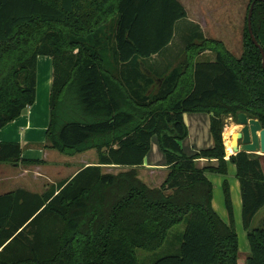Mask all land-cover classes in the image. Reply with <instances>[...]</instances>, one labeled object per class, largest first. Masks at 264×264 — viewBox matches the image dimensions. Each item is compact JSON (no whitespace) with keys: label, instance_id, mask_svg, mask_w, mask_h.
<instances>
[{"label":"trees","instance_id":"obj_1","mask_svg":"<svg viewBox=\"0 0 264 264\" xmlns=\"http://www.w3.org/2000/svg\"><path fill=\"white\" fill-rule=\"evenodd\" d=\"M252 30L264 49V0ZM178 33L185 45L173 52ZM208 50L215 60H195ZM39 55L53 70L48 146L68 155L96 148L98 162L42 193L0 195V264H141L138 249L161 248L184 220L177 253L151 264H239L229 182L226 223L206 174L228 173L225 115L246 112L264 127L263 54L248 26L236 57L206 38L179 0H0V129L35 102ZM186 112L210 114L214 146L185 153ZM153 136L169 168L159 187L135 168ZM22 152L0 140V162H19ZM201 158L217 164L201 167ZM229 161L241 187L246 264H264V228H252L264 207L262 159L240 151ZM108 165L131 168L109 173Z\"/></svg>","mask_w":264,"mask_h":264},{"label":"crops","instance_id":"obj_2","mask_svg":"<svg viewBox=\"0 0 264 264\" xmlns=\"http://www.w3.org/2000/svg\"><path fill=\"white\" fill-rule=\"evenodd\" d=\"M179 1L186 8V10L188 12L189 19L200 25V28H201L204 36L206 38L217 39V38L209 37L207 35L206 31L208 30V28L206 30V24H204L205 17L203 15V12L205 11L206 8H208L209 11H210V8L215 9V4L212 2L207 7H206V4H201V7L198 6L196 8V7H189V1L188 0H179ZM242 1H245V0H240V2H242ZM249 1L250 0H248V4H249ZM243 5L245 6V3H243ZM201 8H202V11H201ZM209 16H210V19H212L211 18L212 15L209 14ZM236 18L238 21L241 20L240 12L238 13V16ZM242 31H243V29H242ZM217 40H220V39H217ZM242 40H243V33H242ZM204 53H200L198 55V57L203 55ZM50 62H51V59L49 60L48 58L45 57V55H39L38 56L36 102L33 105L26 107V109L28 108L27 112H25L24 114L22 113V115H20L19 117H17L13 121L9 122L8 124H6L4 127H2L0 129V140L1 141H16V142H19L20 144H22L24 141V142H30L28 144H35V143H38V142H36L37 140L39 141V140L44 139V130L48 129V115L50 112V90H51V83H52V73H50V69H49ZM41 68H42L43 72L45 73V75H43L42 78H41ZM52 71L53 70L51 68V72ZM42 80L45 82V89L43 92L40 91V84H41ZM230 120H231L230 125L224 126L223 138H224V143L226 144L225 145V147H226V160L228 161V169H229L230 163L233 164L235 169H236L235 164L230 162L229 158L231 155H233L232 153H234V151L231 147V141H232L231 136H232L233 132H235L234 130H235L237 124L233 119H230ZM184 121H185L187 128H188V135L186 136V138L189 137V139H190L189 141L192 142L193 150H194L193 153H186L187 155H194L197 152H199L201 149L214 146V138H213L211 130H210V114L208 112H186V113H184ZM23 128H25L27 130L24 131ZM208 129L210 130V134H208ZM237 130H239V129L237 128ZM91 149L96 150V148H91ZM91 149H88V150H91ZM88 150H86V151H88ZM86 151L79 152V153H84ZM36 152H39V154H41V152H43V150L33 151L34 156H35L33 159L29 158L26 155V153L23 151L22 152V158L23 159L20 160L19 162L2 161V162H11L12 165H14V166L21 164L23 166V169H22V172L19 174V177H25V176L27 178L29 177L30 179H28L27 181L25 180V182H27L28 184H31L34 181L37 182V180H40V179H45L46 181H48V183L45 185V187L42 191H33V190H30V189H27L24 187H18L16 189L24 188V189L30 190L32 192L42 193L43 191H45V189L49 185L56 184L57 182L64 180V179H67V178H71L81 168H83L87 165L97 164V162H98V154H97V157H93V159L84 160L81 163V166L79 165L78 169L73 171V173H71L70 175L60 177L59 176L60 170L63 169L64 167H66L68 164L63 163V165L61 167H59V168L56 167L55 169H53L51 167H48V169H47V166H46L45 170L43 171V167H44V165H46L45 159L44 158L41 159L40 158L41 155L39 157H36V154H35ZM96 152H97V150H96ZM75 154H78V153H75ZM75 154H73V155H75ZM65 155H68V154H65ZM249 155H250V153H249ZM251 157H260V156H251ZM28 160H36V161L29 162ZM198 164H199V166L203 167V166L208 165V164H217V161L216 160L209 161L205 158H201L198 160ZM10 167H13V166H11L10 164H5V163L0 164V171H1L0 182L9 181L13 178V176L8 177V176H6L7 174H4V172H9ZM30 167L32 169H29ZM114 168L119 169L118 170V172H119L122 170L129 169V168H131V166H129V165H108V166L103 167V169H114ZM135 168L139 172V177L141 176V172L146 174V176H148V177L152 176V174H154V173L156 174V176L159 180V184L151 185V186L149 185L150 187H159L163 183L164 179L166 178V176L169 172V168H168V164H167V160H166V155L162 151V149L160 148L157 136H153L151 138L150 150L148 151V153L146 154V156L144 158V163L138 167H135ZM54 170H55V172H57L56 175H58V176H56V178H54L53 175H50V172H53ZM230 170H233V168H230ZM159 171H162L163 173H161ZM212 174L213 173H207L206 176L213 184V207L216 210V212L218 213V215L222 218V220L225 221L226 223H229V214H228V210L226 207L225 193H224V187H223L224 181L227 180V178H225L224 175L218 177V176L212 175ZM50 177H51V179H49ZM28 181H30L31 183H29ZM227 181L229 182V187H230V192H231V197H232L234 219L237 218V215L239 213H241V218H242V197H241L240 182H239L238 178L236 177V175H235V178H233L230 181L229 180H227ZM221 187L223 189L222 190L223 192L221 191ZM16 189H13V190H16ZM13 190H10V191H13ZM7 192H9V191H7ZM7 192H4V193H7ZM4 193H1L0 195H2ZM262 208L258 211V213L256 215H258L260 213ZM256 215H255V217H256ZM238 241H239V235H238ZM239 250H240V244H239ZM249 251H251L250 243H249ZM249 251H246V254H248ZM249 254L246 256V255H242L239 252V258H238L239 264H242V263L246 264V260H247V257L249 256Z\"/></svg>","mask_w":264,"mask_h":264},{"label":"rangeland","instance_id":"obj_3","mask_svg":"<svg viewBox=\"0 0 264 264\" xmlns=\"http://www.w3.org/2000/svg\"><path fill=\"white\" fill-rule=\"evenodd\" d=\"M189 1V7H201V4H206V7L211 4L212 2L215 4V9L210 8V11L208 8L205 9L203 12V15L205 17L204 24H206V31L207 35L209 37L217 38L222 41H224V45L233 55L236 57H240L243 53V40H242V33L244 34V30H246L247 27V14H248V0L240 2V0H188ZM245 3V6L243 5ZM248 4V5H247ZM202 11V8H201ZM241 14V20H237L238 13ZM210 15H212V19H210ZM243 29V31H242ZM181 33H178L174 39L173 43V52H178L185 44L183 42V39L181 38ZM46 58L49 60L51 59L50 56L45 55ZM184 55L180 58H178L175 62V65L183 66L185 63ZM195 60H215V52L206 51L203 55L195 58ZM180 62V63H179ZM52 63L49 64L50 73ZM45 75L41 68V78ZM45 89V82L42 80L40 84V91L43 92ZM36 102V100H35ZM34 102V103H35ZM33 103V104H34ZM32 104V105H33ZM26 109V108H25ZM22 112L23 114L28 111V108ZM22 115V114H21ZM19 117V116H18ZM230 119H233L236 122V117L232 116L231 114H227L224 116V124L225 126L230 125ZM50 121V112L48 115V126ZM238 126H236L234 131H237ZM22 129V128H21ZM20 129V130H21ZM23 130H27L23 128ZM23 132V131H22ZM25 133V132H24ZM26 134V133H25ZM208 134H210V130L208 129ZM233 136H231L232 139ZM189 137L182 140V146L185 151V153H193V145L192 142L189 141ZM35 144H28L30 142H24L21 144L23 151L26 153V155L33 159L34 153L33 151L37 150H43L41 154L39 152H36V157H39L41 159H45L46 165L43 167V171L45 170V167H51L55 169L56 167H61L63 163H67L68 165L60 170V177L70 175L73 173V171L77 170L79 165L81 166V163L84 160H90L93 159V157H97V152L95 149L88 150L84 153H78L75 155H65L58 151L57 149H53L49 147V138L47 134V129L44 130V139L43 140H37ZM41 143V144H40ZM44 143V144H43ZM226 145V144H225ZM205 147V146H204ZM203 147V148H204ZM196 148V147H195ZM31 151V152H30ZM44 153V154H43ZM39 154V155H38ZM235 154V153H232ZM251 156H260L264 165V153H250ZM206 159V158H205ZM209 160V159H207ZM211 161V160H209ZM10 164L13 167H10L9 172H4V174H7L6 176H13V178L9 181H3L0 182V194L16 189L18 187H24L33 191H42L45 187V185L48 183L45 179H40L30 182L31 184H28L25 182L29 177H19V174L22 172L23 166L20 165H12L11 162H0V164ZM230 168H233V170H230ZM29 169H32L31 167ZM105 172L109 173H116L119 169H104ZM163 173L162 171H159ZM57 172L55 170L53 172H50V175H53L54 178H56ZM212 175L216 176H222V174L213 173ZM236 175V169L233 164H229L228 173L224 175L227 180H232L235 178ZM0 178H1V171H0ZM142 178L148 185H156L159 184V180L156 176V174H152V176L148 177L146 174L141 172ZM24 179V180H23ZM51 179V177L49 178ZM221 187V191H222ZM223 192V191H222ZM236 220V221H235ZM186 226L185 220L175 226L170 230L169 237L164 243V245L155 250V251H146L144 249H138V256L140 258L141 264H151L156 258L168 255V254H174L177 253L179 249V240H177V236L184 232ZM234 226L235 229L239 235V244H240V250L239 252L242 255H248L250 253L249 251V240L247 237V233L243 227L242 224V218L241 213L237 215V218L234 219ZM252 228H264V207L260 211L258 215L254 218L252 222ZM246 251H249L248 254H246ZM245 253V254H244ZM243 264V263H242Z\"/></svg>","mask_w":264,"mask_h":264},{"label":"water","instance_id":"obj_4","mask_svg":"<svg viewBox=\"0 0 264 264\" xmlns=\"http://www.w3.org/2000/svg\"><path fill=\"white\" fill-rule=\"evenodd\" d=\"M258 0H253L247 16V26L249 34L256 46H258L263 54L264 66V49L256 40L252 30V15L255 4ZM236 123L240 124L239 130L233 133L232 148L234 153L240 151L247 153H264V127L259 119L250 117L246 112H240L236 116Z\"/></svg>","mask_w":264,"mask_h":264},{"label":"bare ground","instance_id":"obj_5","mask_svg":"<svg viewBox=\"0 0 264 264\" xmlns=\"http://www.w3.org/2000/svg\"><path fill=\"white\" fill-rule=\"evenodd\" d=\"M237 124V123H236ZM237 126L240 128L241 127V125L240 124H237ZM234 133V132H233ZM232 136H233V134H232ZM231 147H232V141H231ZM233 149V148H232Z\"/></svg>","mask_w":264,"mask_h":264}]
</instances>
